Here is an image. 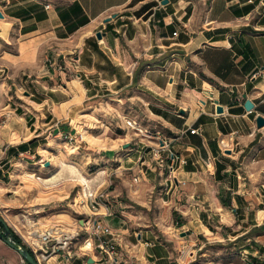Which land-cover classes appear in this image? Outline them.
Returning <instances> with one entry per match:
<instances>
[{
	"label": "crops",
	"instance_id": "crops-1",
	"mask_svg": "<svg viewBox=\"0 0 264 264\" xmlns=\"http://www.w3.org/2000/svg\"><path fill=\"white\" fill-rule=\"evenodd\" d=\"M164 1L0 0V192L38 166L59 123L93 130L84 154L96 164L119 160V172L139 176L123 190L108 180L91 189L106 195L108 215L83 206L57 219L73 243L50 246L43 264H106L99 239L78 249L84 219L113 229L116 264H198L216 242L264 264V0ZM18 219L12 231L29 250L27 235L51 224ZM0 247V264H27Z\"/></svg>",
	"mask_w": 264,
	"mask_h": 264
},
{
	"label": "rangeland",
	"instance_id": "rangeland-1",
	"mask_svg": "<svg viewBox=\"0 0 264 264\" xmlns=\"http://www.w3.org/2000/svg\"><path fill=\"white\" fill-rule=\"evenodd\" d=\"M68 126L71 129L61 130L65 127L59 123L56 126V132L51 131L50 143L46 141V146L40 149L38 166L20 168L21 170L15 173L12 181H9V186L6 187L8 189L0 192L2 195L0 196V216L11 231V222L15 216H19L18 224L21 225L29 221L39 223L40 220H43V223H51L49 226H43L42 231L48 229L47 227L59 228L54 226L59 222V220L56 221L57 219L65 217L69 219V216L79 217L81 215L78 211L84 205L83 197L87 192H91L93 187L105 189L107 186L105 183L108 180L111 181L112 186L117 185L120 190H123L126 187V181L139 178V176L130 177V173L119 172L118 164H115L120 163L119 160L113 159L108 162H115L111 164L113 169L116 168L115 172L106 171L107 162L99 164L93 162L89 154H84L88 151L87 147L92 141H95L92 135L93 130L85 127L78 128V130L73 124ZM115 129H117L114 131L115 137L119 138L121 143L125 136L123 130ZM142 129L145 128L142 127ZM78 148L81 151H78ZM120 149L122 150L121 145ZM161 222L165 227L172 226L171 231H167L169 238L174 236L180 239L179 234L172 231L173 220L169 222L162 220ZM0 225L3 226L2 223ZM13 236L17 237L14 233ZM224 245L216 242L213 246H208L207 255L198 256V264H245L240 251L232 249L233 247L226 248ZM2 251L0 247V256H3Z\"/></svg>",
	"mask_w": 264,
	"mask_h": 264
},
{
	"label": "built area",
	"instance_id": "built-area-1",
	"mask_svg": "<svg viewBox=\"0 0 264 264\" xmlns=\"http://www.w3.org/2000/svg\"><path fill=\"white\" fill-rule=\"evenodd\" d=\"M50 8V5H48ZM175 35H178L176 33ZM126 126L128 129L132 130L136 134H144V129L136 120H126ZM198 131L193 130L192 134H196ZM162 147L159 146L155 152L156 157H161ZM173 161L177 163L180 161L181 164H187L186 160H180L176 155H173ZM106 195L98 194L95 192H87L85 197H83V206H88L93 212L95 217H98V211L101 207H105L106 213L108 215L110 212V204L105 202ZM84 227L88 232V237L85 239L82 246L78 249L81 253H88L89 251H95L96 247L93 245V241L99 239L98 249L102 252V261L106 264H116V255L118 253L117 243L115 240L106 239L107 236H113V229L107 225L104 221L98 219H88L83 220ZM74 237L66 235L60 228L50 227L42 232H32L27 235V244L30 250L33 252L34 256L38 260L39 264H43L45 260L50 257L49 248L52 246L53 249H68L73 243Z\"/></svg>",
	"mask_w": 264,
	"mask_h": 264
},
{
	"label": "water",
	"instance_id": "water-1",
	"mask_svg": "<svg viewBox=\"0 0 264 264\" xmlns=\"http://www.w3.org/2000/svg\"><path fill=\"white\" fill-rule=\"evenodd\" d=\"M165 4H168L169 1H164ZM0 18H4V14L0 12ZM98 38L102 39L103 35L101 33H98ZM245 107L248 111H252L254 109V104L247 100ZM224 109L222 107L218 108L219 113H223ZM257 124L259 128L264 127V117H259L257 119ZM0 223L3 224L4 230L0 229V239L5 242L9 247H11L13 250H15L24 260L27 264H39L36 257L31 253V251L23 244L17 242L13 236V232L9 228V226L6 224V222L3 220V218L0 216ZM185 236V235H184ZM90 263H94V261L91 259Z\"/></svg>",
	"mask_w": 264,
	"mask_h": 264
},
{
	"label": "trees",
	"instance_id": "trees-1",
	"mask_svg": "<svg viewBox=\"0 0 264 264\" xmlns=\"http://www.w3.org/2000/svg\"><path fill=\"white\" fill-rule=\"evenodd\" d=\"M0 229L2 230V229H3V226L0 225ZM15 240H16L17 242L23 244V243H22V240H21L20 238L16 237ZM23 245H24V244H23ZM26 247H27V246H26ZM30 251H31V250H30ZM31 253L33 254L32 251H31ZM33 255H34V254H33Z\"/></svg>",
	"mask_w": 264,
	"mask_h": 264
},
{
	"label": "bare ground",
	"instance_id": "bare-ground-1",
	"mask_svg": "<svg viewBox=\"0 0 264 264\" xmlns=\"http://www.w3.org/2000/svg\"><path fill=\"white\" fill-rule=\"evenodd\" d=\"M4 38V37H3Z\"/></svg>",
	"mask_w": 264,
	"mask_h": 264
}]
</instances>
